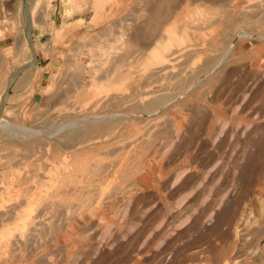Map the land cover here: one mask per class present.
Segmentation results:
<instances>
[{
	"label": "rangeland",
	"instance_id": "obj_1",
	"mask_svg": "<svg viewBox=\"0 0 264 264\" xmlns=\"http://www.w3.org/2000/svg\"><path fill=\"white\" fill-rule=\"evenodd\" d=\"M0 264H264V0H0Z\"/></svg>",
	"mask_w": 264,
	"mask_h": 264
},
{
	"label": "bare ground",
	"instance_id": "obj_2",
	"mask_svg": "<svg viewBox=\"0 0 264 264\" xmlns=\"http://www.w3.org/2000/svg\"><path fill=\"white\" fill-rule=\"evenodd\" d=\"M29 21H30V19H29ZM23 131H25L26 132V129L25 130H23ZM29 133V132H28Z\"/></svg>",
	"mask_w": 264,
	"mask_h": 264
}]
</instances>
